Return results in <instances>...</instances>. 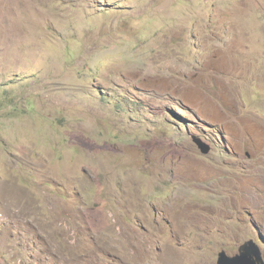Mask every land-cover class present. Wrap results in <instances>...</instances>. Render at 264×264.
<instances>
[{
    "label": "rangeland",
    "instance_id": "rangeland-1",
    "mask_svg": "<svg viewBox=\"0 0 264 264\" xmlns=\"http://www.w3.org/2000/svg\"><path fill=\"white\" fill-rule=\"evenodd\" d=\"M249 240L264 0H0V264H217Z\"/></svg>",
    "mask_w": 264,
    "mask_h": 264
},
{
    "label": "water",
    "instance_id": "water-1",
    "mask_svg": "<svg viewBox=\"0 0 264 264\" xmlns=\"http://www.w3.org/2000/svg\"><path fill=\"white\" fill-rule=\"evenodd\" d=\"M193 142L201 153L210 154L211 147L202 138L193 136ZM217 264H264V253L254 240H249L240 247L239 254L235 257H229L226 252H221Z\"/></svg>",
    "mask_w": 264,
    "mask_h": 264
},
{
    "label": "clouds",
    "instance_id": "clouds-1",
    "mask_svg": "<svg viewBox=\"0 0 264 264\" xmlns=\"http://www.w3.org/2000/svg\"><path fill=\"white\" fill-rule=\"evenodd\" d=\"M243 101V100H242ZM256 242V241H255ZM257 243V242H256ZM258 244V243H257ZM259 245V244H258ZM260 246V245H259ZM260 248L262 249L263 253H264V249L260 246ZM240 249V248H239ZM223 252V251H222ZM225 252V251H224ZM228 255V254H227ZM230 257V256H229Z\"/></svg>",
    "mask_w": 264,
    "mask_h": 264
}]
</instances>
